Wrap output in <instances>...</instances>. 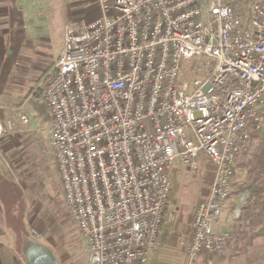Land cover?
<instances>
[{
	"label": "built area",
	"instance_id": "1",
	"mask_svg": "<svg viewBox=\"0 0 264 264\" xmlns=\"http://www.w3.org/2000/svg\"><path fill=\"white\" fill-rule=\"evenodd\" d=\"M95 1L98 16L67 24L40 84L87 264H149L171 171L183 164L196 174L200 157L213 179L181 245L188 264H215L230 243L219 228L239 156L264 132V0L245 16L238 0ZM14 110L27 124L24 105ZM14 125L0 124V134Z\"/></svg>",
	"mask_w": 264,
	"mask_h": 264
},
{
	"label": "crops",
	"instance_id": "2",
	"mask_svg": "<svg viewBox=\"0 0 264 264\" xmlns=\"http://www.w3.org/2000/svg\"><path fill=\"white\" fill-rule=\"evenodd\" d=\"M66 3L67 0H0V104L8 107L7 109L0 108V124L7 126L8 120L15 122L14 127H5L6 131L0 134V264H24L18 250L17 232L3 214L1 196L7 194L6 191L9 187L13 189V193L19 188L25 197L26 223L30 228L33 219H35L32 217H37V211L29 209L32 173L24 155V142L20 139V133L23 130L22 127H16L21 126V123L18 121L14 109L24 105L23 93L26 90L29 91L34 82L46 74L63 51L65 28L72 18L71 15H64ZM94 7L97 11L95 17H97L99 8L97 4ZM31 95L29 94L28 98ZM49 148L51 151L50 137ZM12 167L15 168L19 176L15 175ZM212 179L204 196L194 204L186 228L182 232L175 231L174 234H170L166 220H164L162 243L164 244L166 241L170 246V250L164 254V256L168 254L166 259L174 260L183 257L184 264H188L185 251L183 255L179 251L182 246L181 240L190 235L194 209L200 201L207 198ZM245 197V194H241L229 199L219 229L228 230V227L235 223L241 206L245 202ZM37 210L39 212L40 209ZM167 213L168 206L165 218ZM159 248L154 251H161L162 247ZM252 263L253 255L248 252L233 255L227 251L226 254L220 255L216 259L215 264ZM159 264H164L162 258L159 259Z\"/></svg>",
	"mask_w": 264,
	"mask_h": 264
},
{
	"label": "rangeland",
	"instance_id": "3",
	"mask_svg": "<svg viewBox=\"0 0 264 264\" xmlns=\"http://www.w3.org/2000/svg\"><path fill=\"white\" fill-rule=\"evenodd\" d=\"M249 2L250 0H241L242 4L240 8L243 10L244 16L250 5ZM96 4L95 0H67L64 8V15L72 16L69 22L90 21L96 16L97 11L94 7ZM41 80L42 77L34 82L29 91L26 90L23 93L22 100L25 102L24 110L29 117V121L27 124L16 126L22 127L23 130V132L20 133V139L24 142V155L28 160V167L32 173V187L29 189V192L32 194L29 193V196H31L29 209L31 208V211H37V217L33 216L32 218L36 219L38 225L36 221L34 222L35 219H33L31 228L29 224H27L28 229H25L24 222L22 224L19 216L15 224L22 232L21 244L22 242L25 243L26 238L33 239L32 232L35 230L41 234L38 240L49 245L54 250L60 264H87L86 238L80 233L68 207L62 200L61 182L49 148L51 122L47 105L43 98L44 88L40 87ZM39 87L43 91L42 95L34 94L38 91ZM29 94L32 95L28 98ZM259 143L260 141L255 138L247 149L240 154L236 174L233 179L234 190L241 187L245 178L244 170L247 165V159L250 158ZM212 167L210 162L200 157L199 168L196 174L191 173L187 166L183 164H180L177 168L172 170L170 175L172 189L168 204V213L166 218L164 217L170 234H174L175 231L182 232V230L186 228L194 204L204 196L213 178ZM13 170L15 175L19 176L15 168H13ZM27 193L28 191L26 195ZM23 198L25 199V197ZM7 199L10 200V202H8L6 207L8 209H10V207H15L16 204L13 205V203L15 201L17 202L16 198L13 202L8 197ZM2 207H4V205H2ZM37 209H40L39 212ZM24 220L26 221L25 215ZM240 226L241 225L235 221L231 227H228V231L234 232L235 229ZM234 239L235 238L231 239L227 251L233 255H239L233 251L231 246ZM256 241L258 244L255 251L248 253L253 255L252 264H264V237ZM21 244L18 242L19 253L23 251ZM161 247V251L152 252L149 264H159L160 258H162L164 264H184L183 257L174 260L170 258L166 259L168 258V254L165 256L164 254L170 250V246H168L166 241L164 244H161L160 248ZM179 251L181 255H183L185 251L184 247L181 246ZM24 264H26L25 261Z\"/></svg>",
	"mask_w": 264,
	"mask_h": 264
},
{
	"label": "trees",
	"instance_id": "4",
	"mask_svg": "<svg viewBox=\"0 0 264 264\" xmlns=\"http://www.w3.org/2000/svg\"><path fill=\"white\" fill-rule=\"evenodd\" d=\"M248 1V0H246ZM252 0H250L251 2ZM249 2V3H250ZM242 3L238 0L235 4L236 8L244 15L243 10L240 8ZM42 89H38L36 94L42 95ZM257 140L260 141L255 151L251 154L250 158L247 159V165L245 166V178L241 184V187L237 190L232 189L230 198L233 196L245 194V202L241 206L240 213L236 219V222L241 226L236 228L234 232H231V239H234L231 246L234 252L237 254L254 252L257 246V239L264 237V132L262 136L258 137ZM7 194L2 195L3 214L6 216L8 223L13 225V229L17 232L18 242L21 244L22 232L17 228L15 222L17 217L21 218V222L28 229L27 223L24 220L25 215V199L19 188H17L14 193L11 187L6 191ZM11 199L15 207H10L8 209L6 206ZM6 207V208H5ZM13 218V220H12ZM30 240L26 238L25 243ZM22 242L21 247L25 244ZM230 245V243H229ZM22 258V252H20ZM24 260V258H23ZM25 261V260H24Z\"/></svg>",
	"mask_w": 264,
	"mask_h": 264
},
{
	"label": "water",
	"instance_id": "5",
	"mask_svg": "<svg viewBox=\"0 0 264 264\" xmlns=\"http://www.w3.org/2000/svg\"><path fill=\"white\" fill-rule=\"evenodd\" d=\"M26 264H60L54 250L42 241L30 239L22 251Z\"/></svg>",
	"mask_w": 264,
	"mask_h": 264
}]
</instances>
